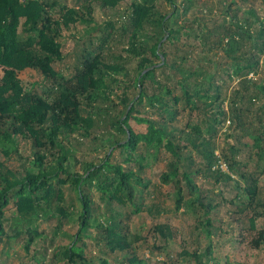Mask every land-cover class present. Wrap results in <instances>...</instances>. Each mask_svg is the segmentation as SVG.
I'll list each match as a JSON object with an SVG mask.
<instances>
[{
  "label": "trees",
  "instance_id": "obj_1",
  "mask_svg": "<svg viewBox=\"0 0 264 264\" xmlns=\"http://www.w3.org/2000/svg\"><path fill=\"white\" fill-rule=\"evenodd\" d=\"M90 1L108 10L103 20H94ZM90 1L68 8L62 0H0V241L5 211L13 203L18 223L43 217L57 223L54 232L77 216V232L53 249L52 263L185 262L186 255L179 253L178 259L157 246L161 261L139 258L140 237L130 232L150 186L142 162L150 152L164 151L160 183L172 190L175 212L191 213L202 224L207 242L202 254L213 257V239L221 229L212 215L224 206L248 220L249 236L240 240L257 251L264 245V229L256 227L264 219V79L258 78L264 0L263 16L245 12L251 23L226 0L221 18L213 16L214 6L208 17L202 9L193 12L202 0H129L124 7V0ZM76 24L89 27L79 39L73 74L65 77L55 69L64 59L60 39ZM25 69L39 74L41 92L23 89L18 74ZM254 104L256 111L250 108ZM187 108L195 114L180 126ZM220 126L226 128L228 152L218 155ZM18 139L29 144L27 155ZM14 155L23 161L17 170L5 163ZM129 164L137 168L124 167ZM200 179L212 189L201 187ZM64 186L76 192L78 211L62 205ZM228 187L241 194L225 197ZM154 230L169 237L167 227ZM22 234L24 250L36 259L31 245L47 234L29 227L14 237ZM89 236L96 255L86 254ZM44 253L45 260L47 249ZM108 254H116V262ZM190 257L204 264L201 254ZM224 264L232 263L225 258Z\"/></svg>",
  "mask_w": 264,
  "mask_h": 264
},
{
  "label": "rangeland",
  "instance_id": "obj_2",
  "mask_svg": "<svg viewBox=\"0 0 264 264\" xmlns=\"http://www.w3.org/2000/svg\"><path fill=\"white\" fill-rule=\"evenodd\" d=\"M63 5H66L68 8L79 7L84 4L85 1L90 0H62ZM129 0H124L122 7ZM164 0H158V2H163ZM235 7L239 13L240 17L244 20H249L250 23L253 21V18L245 12L250 10L254 11L256 16H263V12L259 6L260 0H226ZM92 5V17L96 21H101L104 18V15L108 13V10L103 11L95 1H90ZM225 0H202V2L197 4L193 8L194 11L203 10V15L208 17L210 14L208 11L212 8L213 16H218L221 18V12H223ZM207 10H205V7ZM119 11V10H117ZM115 10V12H117ZM121 12V11H120ZM183 17L178 14V19ZM176 21V18L174 19ZM89 27L85 24H76L70 26V28H65L62 32V37L60 43L62 46V53L64 59L62 62L58 63L55 66L57 72L63 74L65 77H68L70 74H73L74 68L77 64V54L80 49V38L84 36L86 28ZM254 29V26L251 27ZM264 61V57L261 58ZM21 85L25 91L34 90L41 92L42 85L39 83L41 80L39 74L31 69H25L18 74ZM258 78L264 79V63L261 62V69L258 75ZM236 82L229 83V88L231 91L234 90ZM229 90V89H228ZM119 93V90H117ZM258 104L251 105V110L256 111ZM187 108L184 113V118L180 122V126H183L187 119L188 115H193ZM225 127H219V132L216 138V142L220 147V150L217 152L218 155H221L225 151ZM230 141V140H228ZM245 141H248L245 138ZM232 142V141H231ZM18 148L21 153L27 155L30 150L29 144L22 139H18ZM247 149H244L238 156L241 158H246ZM228 152V151H225ZM141 151H139V154ZM153 151L150 152V155H146L142 164L144 169L142 171V177L145 182L149 183V188L145 192V205L142 212L133 217L130 226V232L134 235L140 237V240H137L136 245V255L141 259H150L154 261H161L163 255L155 249L157 247H167V250L176 258H178L179 253L186 255L183 257L186 259L185 262L181 264H197L195 260L190 257L193 253L201 254L203 256L204 264H224L225 258H228L229 262L232 264H264V245L259 249L252 250L248 247V243L241 242L240 236L245 235L249 236L247 230L248 220L245 217H240L239 214L235 212L233 207L224 206L220 209L219 213L215 216L218 220L215 225H219L220 231L215 233L213 239V248L214 254L213 257L209 255L202 254L204 249L207 246L206 234L201 223H198L197 218L192 216L191 213H183V210L175 212L174 197L172 190L168 187L163 186L160 183V175L165 171L166 159L168 155L161 151L157 155L152 156ZM227 154V153H226ZM117 155V154H116ZM255 158L252 156L250 162L253 163ZM196 162L199 164L201 162L200 158H196ZM5 163L12 169H20L23 167V161L16 155L11 156L9 160H5ZM243 163V161L241 162ZM132 164L124 165V167H130ZM132 167L137 168L136 164H133ZM197 183L201 187H207L212 189L204 179L197 180ZM234 185V184H233ZM235 186V185H234ZM236 187V186H235ZM215 189V188H214ZM64 201L63 206L70 211H78L80 209L79 204L76 199V192L70 186H64L62 188ZM218 188L215 189L217 192ZM225 197L233 199L235 195H240L241 192L237 191L232 187L224 189ZM93 199L98 201L97 192H93ZM75 215H77L75 213ZM77 219V216L74 218ZM18 215L15 213L14 204L10 206L5 211L4 217V230L5 235L1 238L0 241V264H49L52 263L50 258L52 256V251L54 248L61 244H66L72 240V237L78 230V224L76 221L65 222L58 230L54 232L56 222L54 220L46 221L43 217L40 218L33 224H22L18 223ZM201 224V225H200ZM205 224V223H203ZM167 227L169 237L166 236V240L160 236L154 228ZM34 228L38 232H44L47 234L46 240L38 241L31 245V252H34L36 259L31 258L28 253L24 250L23 244L25 243L26 236L20 235L16 236L17 232L25 231L27 228ZM256 227L258 230L264 229V219H259L256 222ZM24 233V232H23ZM89 233L94 237L95 229L91 228ZM56 236H53V235ZM53 239V240H52ZM86 243V254L87 256L98 254V248L93 244L90 236L85 240ZM47 249V258L44 260L42 253ZM44 256L46 254L44 253ZM108 259L113 260L117 259L116 254H108ZM179 259V258H178ZM43 261V262H42ZM45 261V262H44ZM52 264H64L62 262L52 263Z\"/></svg>",
  "mask_w": 264,
  "mask_h": 264
},
{
  "label": "water",
  "instance_id": "obj_3",
  "mask_svg": "<svg viewBox=\"0 0 264 264\" xmlns=\"http://www.w3.org/2000/svg\"><path fill=\"white\" fill-rule=\"evenodd\" d=\"M160 58H161V61H162V63H163V62H164V58H163V56H160ZM162 63H161V64H162ZM161 64L156 65V66H160ZM154 67H155V66H154ZM154 67H151V68H149V69H146L145 71H143L142 75L146 74L149 70H152Z\"/></svg>",
  "mask_w": 264,
  "mask_h": 264
},
{
  "label": "built area",
  "instance_id": "obj_4",
  "mask_svg": "<svg viewBox=\"0 0 264 264\" xmlns=\"http://www.w3.org/2000/svg\"><path fill=\"white\" fill-rule=\"evenodd\" d=\"M220 168H221V169H226V167H225L224 164H221V165H220Z\"/></svg>",
  "mask_w": 264,
  "mask_h": 264
}]
</instances>
